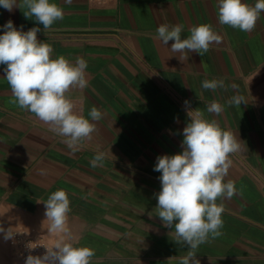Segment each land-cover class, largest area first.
I'll list each match as a JSON object with an SVG mask.
<instances>
[{
    "label": "crops",
    "instance_id": "crops-1",
    "mask_svg": "<svg viewBox=\"0 0 264 264\" xmlns=\"http://www.w3.org/2000/svg\"><path fill=\"white\" fill-rule=\"evenodd\" d=\"M64 10L63 20L44 31L24 9L0 7V34L12 20L17 29L40 27V41L53 46V58L83 57L88 87L67 95L74 110L88 118L93 106L102 112L97 131L77 151L34 114L12 103L0 65V264H21L14 255L13 234H42L47 246L43 202L66 190L72 243L94 249L92 264H175L187 254L172 229L153 211L161 190L157 157L183 151V128L189 122L185 101L207 119L235 133L241 150L231 155L227 180L236 194L223 203L222 235L197 249L200 264H264V12L251 33L218 22V0H51ZM254 5L256 0H243ZM189 29L211 24L222 36L204 56L195 52L180 61L156 39L161 24ZM222 79L226 88H202L204 80ZM238 105L227 104L234 95ZM224 106L216 116L207 105ZM97 150L103 166L92 168ZM152 212V216L149 213ZM8 230L12 236L5 239Z\"/></svg>",
    "mask_w": 264,
    "mask_h": 264
},
{
    "label": "clouds",
    "instance_id": "clouds-1",
    "mask_svg": "<svg viewBox=\"0 0 264 264\" xmlns=\"http://www.w3.org/2000/svg\"><path fill=\"white\" fill-rule=\"evenodd\" d=\"M73 0H64L71 4ZM0 7L11 12L14 8L24 9L26 18L34 19L43 30H50L53 24L64 18V10L51 0H0ZM218 22L245 33H251L264 12V0H256L250 5L243 0H218ZM0 34V65H4L5 79L13 96L12 103L20 109L34 114L49 126V131L63 138L66 146L77 151L83 142L90 141L97 131L94 122L101 120L102 112L95 106L88 118L74 110V102L67 95L72 89L88 87L86 69L88 63L83 57L74 62L64 55L53 58V46L38 40L40 27L27 31L17 29L8 20ZM184 26L161 24L156 29V39L170 51L179 53L177 58L185 61L188 53L204 56L212 45H219L222 36L211 24L202 23L189 29L187 38L182 39ZM202 88L215 92L226 88L222 79L204 80ZM244 97L232 96L227 104L240 105ZM189 122L183 128V151L174 155L157 157L154 171L160 172L161 190L155 194L157 206L153 210L172 229L174 241L187 247V254L171 257L175 264H200L197 249L222 235L223 203L220 199H231L236 194L235 184L227 180L232 166L231 155L241 150V141L235 133L222 129L216 119H207L199 108L192 109L185 101ZM207 112L219 116L224 106L213 101L207 105ZM106 153L97 150L90 160L92 168L103 166ZM43 202L47 231L54 237L53 244L46 247L43 256L29 254L24 264H92L95 256L90 247L74 246L68 224L71 212L70 200L64 189L51 193ZM152 212L149 216H152ZM4 229L0 228V232ZM12 236L8 230L5 239Z\"/></svg>",
    "mask_w": 264,
    "mask_h": 264
},
{
    "label": "built area",
    "instance_id": "built-area-1",
    "mask_svg": "<svg viewBox=\"0 0 264 264\" xmlns=\"http://www.w3.org/2000/svg\"><path fill=\"white\" fill-rule=\"evenodd\" d=\"M99 2H112L115 0H98ZM12 245L16 259L24 264L26 257L31 254L43 256L46 252L47 243L42 234H32L26 231H16L13 234Z\"/></svg>",
    "mask_w": 264,
    "mask_h": 264
}]
</instances>
